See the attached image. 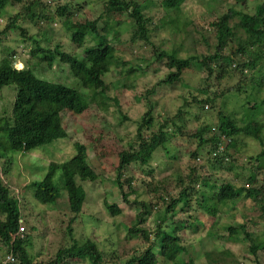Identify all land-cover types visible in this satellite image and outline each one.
<instances>
[{
  "label": "trees",
  "instance_id": "16d2710c",
  "mask_svg": "<svg viewBox=\"0 0 264 264\" xmlns=\"http://www.w3.org/2000/svg\"><path fill=\"white\" fill-rule=\"evenodd\" d=\"M186 1L98 0L93 1L97 6V17L83 20L81 16L88 0H63L54 4L45 0H0V19L4 10L24 2L17 14L8 16L0 30V95L4 90L14 91L9 112L4 111L0 116V264H69L78 261L89 264H193L194 259L204 255L203 249L197 251V246H202L203 242L196 239L195 243L187 244V232L195 234L207 225L210 226L206 232L210 243L215 236L225 242L242 238L254 257L253 264H263L258 262L257 254L260 250L264 252V242L255 232L248 231V224H230L222 235L215 232V226L222 228L223 222L232 221V215L224 218L226 208H234L241 197L257 199L260 204L257 231L264 230V179L256 171L262 170L264 174V121L259 119L263 116L260 108L264 106V99L259 104L250 101L244 104L241 117L226 109L228 96L248 89L247 78L242 75L237 76L240 78L238 83L224 86H227L226 93L212 92L210 96L198 99L189 92V100L184 98L181 107H188L190 112L177 110L173 116L158 122L155 130L149 131L154 125L152 111L157 101L154 104L149 100L146 113L135 121L134 139L119 152L118 164L113 171L112 183L118 191L115 198L120 200L109 203V196L105 195L104 208L110 217L124 214L131 220L130 226L124 228V240L146 243L148 246L142 253L136 249L138 252L135 250L126 259L118 256L120 249L115 250L108 232L106 242L113 247L107 249L108 253L95 240L86 239L79 244L74 236L83 224L88 190L92 191L89 186L78 184L76 178L83 182L97 179L95 168L88 164L86 145L76 143L75 155L62 164V194L54 188L53 172L57 168L54 164L41 181L31 182L26 187L38 205L47 206L54 212L52 231L46 224L40 226L41 215L34 216L36 214L27 207L26 199L15 196L6 181L9 165H12L9 154H27L65 138L62 113L80 115L88 107L86 97L74 88L44 80L36 73L37 69L48 72L55 60L68 65L70 73L84 89L99 94L110 87L102 82V78L112 70L129 67L134 73L144 72L143 68L138 69L140 66H152L155 74H164L159 75V81L151 84L143 94L138 92L140 98L147 99L152 94L157 95L163 87L182 83V73L189 70L191 64L204 74V83L212 78L227 82L238 71L241 74L247 69H255L261 76L251 79L249 88L252 91L255 87L260 89L264 83V72L261 71L264 69V0L254 14L229 9L212 23L217 39L213 52L180 58L178 51L163 50L150 40L152 30L158 25L148 10H162L164 20L161 23L162 19H159V26L167 28L179 19ZM233 17L239 21L226 31V22ZM52 23L68 34L73 50L83 49L82 58L62 50L61 41L53 36L58 31L53 29ZM25 25H32L35 32L30 33ZM233 28L240 29L243 37L236 38ZM10 31L18 32L22 38L18 47L6 45ZM88 42H92V46ZM32 44L34 48H28ZM229 44L236 46L235 52L229 50L226 53ZM136 49H147L150 58L145 56L143 65L133 70L134 65L125 60L122 53L129 56ZM232 56H237L238 62L234 69L228 70L233 63ZM19 59L25 64L20 69L16 68V64L21 63ZM28 61L35 67L27 65ZM198 90L199 94H206L203 88ZM217 98H222V102L215 106ZM205 104L212 108V122L206 117L200 121ZM186 114L191 115L187 120L184 119ZM122 118L127 120L123 115ZM190 127L192 129L188 130ZM243 140L257 143L259 151L240 163L241 148L245 146ZM98 154L99 160L103 156L105 160V151ZM200 159L202 163L197 164ZM180 213L184 218L172 222ZM150 217L155 225L152 230L145 229ZM20 227L23 231H19ZM49 234L50 239L47 238ZM39 238L46 240L48 248L55 249L52 259H42L44 253L36 248ZM155 244L158 245L157 254L153 251ZM215 252L217 250L209 252L207 257L214 254L220 263L227 264ZM227 254L232 261L237 258L226 250L222 252V255ZM7 255L12 260L5 262Z\"/></svg>",
  "mask_w": 264,
  "mask_h": 264
},
{
  "label": "rangeland",
  "instance_id": "374dc122",
  "mask_svg": "<svg viewBox=\"0 0 264 264\" xmlns=\"http://www.w3.org/2000/svg\"><path fill=\"white\" fill-rule=\"evenodd\" d=\"M45 1H53V4L63 2V0ZM93 1L95 3L98 2V0H88L85 11L81 16L83 20H92L97 17V12H95L97 6ZM153 1L156 2L157 0H152V2ZM261 3L262 0H187L181 8L180 15L178 16L179 19L172 22L170 25L168 24L167 28H160L159 26L164 20L162 19L164 18L162 10H148L152 16L153 22L156 23L155 25H158L157 28L155 27V29L152 30L150 40L156 47H160L163 50L178 51V56L180 58L186 56L198 57L207 51H214L217 39L216 31L212 27V23L217 22L219 17L228 13V11H230L229 9L239 13L243 12L247 14H254L257 6ZM23 4L24 2L13 8H7L1 13V16H3L0 19V30L3 29L6 24L5 20L8 16L17 14L19 12V7ZM159 19H162L161 23H159ZM238 21L239 18L237 17H233L231 20L227 21L226 24L228 23V27H225L226 31H230L229 27L232 28L236 23H238ZM73 22H75V20H73ZM25 27L30 33L35 32L32 25H25ZM52 27L54 30L58 31V33L55 32L53 36L58 39V41H61L60 44L62 45L63 51L69 52V54L75 55L78 58H82L84 56L82 52L83 49L76 51L73 50L72 45H70V42L68 41V34H66L58 24L52 23ZM117 33L118 31L115 32L116 35ZM233 33L236 34V38L243 37V32L238 28H233ZM7 37L9 41L7 39L6 45L9 47H18V42L20 40L22 41V38L16 31H10L7 34ZM92 44V42L89 43L91 46ZM30 47L31 49L34 48V45H29L28 48ZM235 49L236 46L229 44V49L226 53H228L229 50L235 52ZM123 54L126 56L124 59L134 65L133 70H136L138 65H143L142 62L145 61L142 60H145L146 57L150 58V53H148L147 49H136V51H132L129 56L126 53H122V55ZM237 59V56L231 59L233 63L227 68L228 70L234 69V66L238 62ZM19 61L21 63L16 64V68L18 69L25 65L21 59H19ZM27 65L35 67V64L33 65L31 61H28ZM128 68L129 67H125V69H115L104 75L102 82L110 87H108L106 92L103 94L84 89L78 79L73 77L70 73L68 65L62 64L58 60H55L52 68L49 69L48 72L37 69L36 73L40 78L47 81L57 82L77 90L81 95L86 97L88 107L80 115H74L69 112L62 113V124L66 131L65 138L58 139L45 146L35 148L27 154H9V157L12 159V165H9L10 168L5 176L6 181L9 183L7 184L11 192L15 196L17 195L20 197L22 200L26 199L25 203L28 204L27 207L31 209L33 214H36L34 216L41 215L39 216V219H42V225L40 224V226L47 225V227H49V231H52L51 229L54 225V212L47 206L38 205L26 187L31 182L41 181L48 174L50 165L54 164L57 167L53 172L54 188L59 190L62 194V164L73 158L76 153V143L86 145L88 164L95 168L94 170L97 174V179H95L94 182H83L76 178L78 184H81L84 187L89 186L92 191L88 190L82 219L83 224L76 229L74 236L78 239L79 244L84 243L86 239H93L97 242V244H101L100 246L104 247L105 250H109L112 246L106 242V232H108L112 238V243H115L113 247L115 250L117 248L120 249V251L117 249L118 256L123 257V259L132 255L136 249H138L139 252L136 250L138 253H142L148 245L143 242L139 243V241L137 244H134L135 242L133 241L124 240V236L126 235L124 234V228L127 225L130 226L131 220H129L128 217L126 218V215L124 214L110 217V215H108V211L104 208V196H109L107 197V202L109 203H112L114 200H120L115 198L118 191L114 188L112 183V180L115 178L113 171L118 164L119 152H121V149H126L128 146L127 144L134 139L136 130L135 121L139 120L140 117L146 113V103L150 100L155 104L157 101L155 109L152 111L154 125L152 128L150 126L151 129L149 131H151L156 129L158 122L161 123L167 117L173 116L179 109L188 111V113L190 112L188 107H181L184 102V98L189 100V92H191L193 96H197L198 99L204 98L205 95L210 96L212 92L217 95L220 93H226L225 88L227 86L225 88L224 86L226 84L231 86L238 83L240 78L237 76L240 75L247 78L245 83L248 89L247 91L242 90L240 94L228 96L229 98L226 99V102L228 103L226 109L229 112L235 113L238 117H241L244 112V104L248 101L259 104L260 100L264 99V83L261 85L260 89L255 87L252 91L249 88V85L252 83L251 79L261 76L259 74L260 71H256L255 69H247L242 71L241 74L240 71H238L237 74L227 82H225V79L217 81L212 78V81L207 80L204 83L202 79V77H205L204 74L198 72V68L195 64H191L190 69L182 73V83L173 87H163L157 92V95L152 94L149 98L147 97V99H144V96H141L140 98L138 94H143L148 87H151V84H155L159 81L157 77L159 75H163L164 73L161 72L155 74L152 66H140L138 69L140 70V68H143L144 72L141 71L134 73L132 68ZM261 71L263 74L264 69L261 68ZM200 88H203L206 91V94H199L198 89ZM105 96H107L108 100ZM0 97H3L0 99V116H3L4 111L8 113L10 110V102L12 103L14 98V91L9 89L4 90ZM232 97H235V99ZM221 102L222 98H217L215 106L217 103L219 104ZM234 104L236 105L235 107L233 106ZM203 107L205 108L203 109L200 121H203L204 117H206L208 121H211L213 118V115L211 114L212 108L208 104H205ZM260 114L263 116L260 115L259 119L264 121V106L260 108ZM122 115L127 117L126 121H123ZM185 116L186 117H184V119L187 120L191 115L188 116V114H186ZM191 129L192 128L190 127L188 130ZM147 135H151V133ZM243 141L245 146L241 148V156L239 157L240 163L244 162L247 156L254 155L259 151L257 143L250 140ZM100 151L103 154L104 151L106 152L105 160L104 156L102 160H99L98 153ZM201 163L202 159L197 162V164ZM235 170L237 172V168H235ZM256 171L260 177L264 179L263 171ZM93 187H95V189H92ZM63 196L64 195L59 198H62ZM262 199L264 200V196H262ZM259 207L260 204L257 199L255 200L252 197L248 199L241 197L240 200L234 204V208H226V215L224 218L232 215V221H228L227 223L223 222L222 228L215 226V232L217 235L225 234V229L228 225H236L237 223L243 222L248 224V231L255 232L258 238L264 242V230L263 232L260 230L257 231L259 224ZM177 216L176 220L172 222H177L179 219L182 220L184 218L182 213ZM91 218L93 219L90 220ZM154 226L152 217H150L149 222L145 225V229L152 230L154 229ZM209 227L210 226L207 225L203 230L199 228L198 232L195 234L187 232V244L195 243L196 239L197 241L202 239L203 242L202 246H197V251L203 249L201 252H203L204 255L201 258L194 259L193 264H225L220 263L214 254H211V258L207 257V254H209V252L212 253L214 250H217V252H215L217 256L221 257V259L226 261L227 264H253L252 259H254V257L247 250L246 241H243L241 238L236 242H225L220 237L216 238L215 236L212 238L214 241L210 243V237L206 236V232ZM167 228L168 227H166V229ZM39 230L41 231L42 229L39 228ZM47 238L50 239L51 235L49 234ZM151 244L152 241L150 240V245ZM47 245L46 240L44 242L43 238L38 239L36 248L44 253L42 256V259L44 260L52 259L55 252L54 248H48ZM155 247L156 248H154L153 251L157 254L158 245L155 244ZM108 250L106 253H108ZM225 250L226 253L229 252L231 254H235L237 258L232 261L231 258L228 257V254L222 255V252ZM7 257L8 255L5 257V262L8 261ZM257 258L259 260L258 262L264 264V252L262 250L258 252ZM85 262L78 261L75 263L71 262L69 264H89L88 261Z\"/></svg>",
  "mask_w": 264,
  "mask_h": 264
},
{
  "label": "built area",
  "instance_id": "2783aa9c",
  "mask_svg": "<svg viewBox=\"0 0 264 264\" xmlns=\"http://www.w3.org/2000/svg\"><path fill=\"white\" fill-rule=\"evenodd\" d=\"M19 231H23V228H22V227H20V228H19ZM7 259H9V260H12L10 256H9V257H7Z\"/></svg>",
  "mask_w": 264,
  "mask_h": 264
}]
</instances>
